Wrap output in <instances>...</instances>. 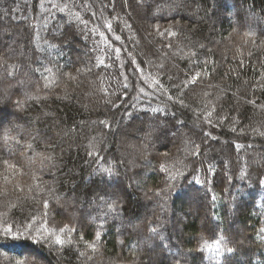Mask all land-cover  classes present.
<instances>
[{"label": "trees", "instance_id": "1", "mask_svg": "<svg viewBox=\"0 0 264 264\" xmlns=\"http://www.w3.org/2000/svg\"><path fill=\"white\" fill-rule=\"evenodd\" d=\"M262 42L264 0H0V264H264Z\"/></svg>", "mask_w": 264, "mask_h": 264}, {"label": "snow or ice", "instance_id": "2", "mask_svg": "<svg viewBox=\"0 0 264 264\" xmlns=\"http://www.w3.org/2000/svg\"><path fill=\"white\" fill-rule=\"evenodd\" d=\"M93 15H95V13H93ZM108 27H109V29H111V25H109ZM156 30H157V35H159L161 37H163L165 35H171V36H175L176 35V33L175 32H172L171 29H165L164 31H160L159 25L156 26ZM101 35H103V33H101ZM116 39L119 40L120 37L117 36ZM262 43H264V42H262ZM169 47H171V45H169ZM201 47H203V46H201ZM116 51H119V49H117ZM193 55H195V54H193ZM103 63H104L103 60H101L100 61V64H103ZM203 63L206 66L207 63H208V61H204ZM128 66L129 67L135 66L136 68L140 69L141 72L143 71V69L140 67V65H136L134 61H129V65ZM107 67H111V65H108ZM159 67L162 69L163 68V65H160ZM241 67H243V61H241ZM117 70H119V69H117ZM207 74H208L207 72H203V73L202 72H196L195 75L192 77V79L190 81H185L183 83H185V84H187V83H193L194 84V83H196L198 80H200L202 78V75H207ZM258 87H260L261 89H264V84L258 85ZM123 88H124V91L121 93V95L126 94L128 85L125 84L123 86ZM141 91H143V88H141ZM19 103L20 102L17 101V104H19ZM181 103H183V102L181 101ZM248 103H251V104L255 105L256 104V101L255 100H251V101H248ZM115 106L116 107H120L121 105H115ZM155 111H159V110H155ZM210 115H211V113H209V116ZM5 118H6L5 112L3 110H0V126H2L3 121H4ZM101 123L104 124L106 122H103L102 121ZM209 123H211V120H209ZM259 134L262 135V136H264V132L259 133ZM237 147L243 148L244 146L243 145H238ZM88 155L89 156H92L94 160L97 159V158L103 159V157H99V153L89 152ZM3 165L6 168H15L16 167L14 164H11L8 160H4L3 161ZM103 171L106 172L110 176L115 174L111 169H103ZM165 171H167V169H165ZM259 182L260 183H264V180H261ZM213 199H215V197H213ZM48 206H49L48 205V202L45 201L44 204H43V207L44 208H47ZM110 207L112 208V210H115L116 207H117V205L113 204V205H110ZM46 214L47 213H45V215ZM28 227L30 228L31 225H28ZM5 231H6V234L7 233H11L12 229L11 228H8ZM59 231L60 232L67 231L68 233H71V232H75L76 229L75 228H72V227H66V228H60ZM152 231L155 232L156 229H152ZM261 232H264V229H261ZM52 235L55 236V239H54L53 243L56 244V245H64L66 243H68V244L73 243V241L65 240V239L61 238L59 235H55V232H53ZM95 237H96V240L97 241H99L101 239L99 233H96L95 234ZM43 238L44 237H41V239H43ZM121 243H123V242H121ZM217 244H219V241H217ZM88 247L91 248V249H93V251H96L97 250L95 244H89ZM227 251L231 253V252H233V249L232 248H228ZM81 255H83V254L81 253ZM226 264H227V261H226Z\"/></svg>", "mask_w": 264, "mask_h": 264}, {"label": "rangeland", "instance_id": "3", "mask_svg": "<svg viewBox=\"0 0 264 264\" xmlns=\"http://www.w3.org/2000/svg\"><path fill=\"white\" fill-rule=\"evenodd\" d=\"M249 20H251V21H253L251 18H249ZM15 40V39H14ZM14 40H12L11 42H10V48L9 49H11V50H13L14 49V47L16 46V41H14ZM1 45H3V44H0V46ZM134 104V106H136L137 104H136V101L133 103ZM12 121H14V122H17V121H20V118L18 117V116H16V117H13V118H10ZM10 120V121H11ZM120 124H122V123H120ZM116 125H118V123H116ZM116 127H118V126H116ZM115 127V128H116ZM154 127V126H153ZM153 127H150L149 128V126H148V128L149 129H146V130H144V131H146V132H140V131H135L134 133L132 132V136L131 137H129V138H127L128 140H127V142H125V147H127V148H129V150L130 151H133V152H138V153H140L141 151H143L144 150V148H143V145L146 143V141H147V135L148 134H150L149 132H151V133H153L154 132V130H155V128H154V130H153ZM35 128V127H34ZM185 128L186 127H183V126H181V127H179V129H177V133H179L180 135L181 134H183V132L185 131ZM36 130V129H35ZM35 130H33V132L35 131ZM129 132V130L127 129V132L125 131V129H124V131L123 130H121L120 131V137L122 138V137H124L123 135H125L124 133H128ZM116 133V132H115ZM126 137V136H125ZM132 141H134V142H132ZM138 141H141V144L140 145H137L136 143L138 142ZM224 141L223 140H221V142H220V144L221 143H223ZM222 147V146H221ZM185 151L186 150H188V148H189V143L188 142H184L183 143V147H182ZM223 148V147H222ZM4 149H5V151L6 152H8V149L7 148H5L4 147ZM217 149H219V147H217L216 148V150ZM213 150V148L212 149H208V151L207 152H209V151H212ZM256 149L254 148H248L247 149V152L248 153H250L251 154V152H253V151H255ZM10 152V151H9ZM256 152V151H255ZM11 153V152H10ZM9 154V153H8ZM199 158V157H198ZM197 158V159H198ZM237 158H239V161H241V160H243L244 159V156H243V150H238V153H237ZM202 160V159H201ZM25 161H27V158L25 159ZM31 162V164L33 165H38V161H35L34 159L33 160H31L30 161ZM205 162V161H204ZM206 163V162H205ZM221 166L223 167V175H225L226 177L227 176H229V174H230V171H231V169H230V165L229 164H226V162H224V160H223V163L221 164ZM229 169H230V171H229ZM60 199V198H59ZM68 204H64V206H63V208L64 209H62L61 208V210H62V212L65 214V215H69V216H72L73 218L74 217H77V215H81L82 214V212L85 210V208L84 207H76L72 202H67ZM58 205L59 204H63L62 203V201H60V202H58L57 203ZM56 204V205H57ZM57 205V206H58ZM60 206V205H59ZM79 217V216H78ZM91 219V218H90ZM180 253H181V251H180ZM30 255H31V258H37V254H35V253H29ZM41 258H43V257H41Z\"/></svg>", "mask_w": 264, "mask_h": 264}, {"label": "bare ground", "instance_id": "4", "mask_svg": "<svg viewBox=\"0 0 264 264\" xmlns=\"http://www.w3.org/2000/svg\"><path fill=\"white\" fill-rule=\"evenodd\" d=\"M25 248V247H24Z\"/></svg>", "mask_w": 264, "mask_h": 264}]
</instances>
